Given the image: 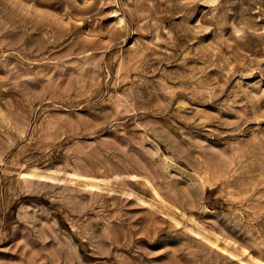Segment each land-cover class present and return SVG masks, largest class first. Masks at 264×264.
Returning a JSON list of instances; mask_svg holds the SVG:
<instances>
[{
    "label": "rangeland",
    "instance_id": "rangeland-1",
    "mask_svg": "<svg viewBox=\"0 0 264 264\" xmlns=\"http://www.w3.org/2000/svg\"><path fill=\"white\" fill-rule=\"evenodd\" d=\"M0 264H264V0H0Z\"/></svg>",
    "mask_w": 264,
    "mask_h": 264
}]
</instances>
